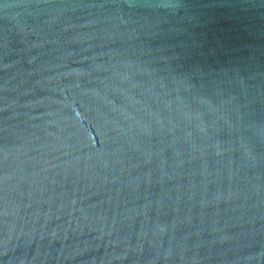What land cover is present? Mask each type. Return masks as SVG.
I'll list each match as a JSON object with an SVG mask.
<instances>
[{"label": "water", "instance_id": "water-1", "mask_svg": "<svg viewBox=\"0 0 264 264\" xmlns=\"http://www.w3.org/2000/svg\"><path fill=\"white\" fill-rule=\"evenodd\" d=\"M0 264H264V0H0Z\"/></svg>", "mask_w": 264, "mask_h": 264}]
</instances>
